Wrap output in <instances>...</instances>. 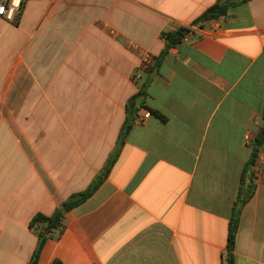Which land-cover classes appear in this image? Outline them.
Segmentation results:
<instances>
[{
  "label": "crops",
  "instance_id": "0c3cea01",
  "mask_svg": "<svg viewBox=\"0 0 264 264\" xmlns=\"http://www.w3.org/2000/svg\"><path fill=\"white\" fill-rule=\"evenodd\" d=\"M219 1L30 0L16 21L0 17V264H29L33 218L103 172L145 58L154 64L163 34L181 27L191 32L147 87L165 119L139 111L110 173L38 264H222L263 124L264 0H228L227 17L193 25ZM253 171L235 264H264V145Z\"/></svg>",
  "mask_w": 264,
  "mask_h": 264
},
{
  "label": "trees",
  "instance_id": "16d2710c",
  "mask_svg": "<svg viewBox=\"0 0 264 264\" xmlns=\"http://www.w3.org/2000/svg\"><path fill=\"white\" fill-rule=\"evenodd\" d=\"M235 5L228 0H220L215 6L209 8L205 11L194 23L193 25H203L207 22L217 20L220 18H225L229 15L230 10ZM191 32L190 28L181 27L172 32H166L163 34V38L166 39L167 45L163 53L155 59L154 64L151 67L145 69L144 73L147 75V79L142 85L140 91L131 97L127 103V117L126 121L121 130L118 146L116 151L111 155L107 166L104 168L103 172L94 180L91 186L84 192L75 194L71 196L67 201H65L55 212L54 215L47 217L42 214L36 215L31 221V228L36 229L39 233V243L37 249L33 255V258L29 264H38L41 251L47 242L48 239L53 238V233L55 230H58L61 234L64 231L65 225L63 220L65 215L76 208L77 206L84 203L89 199L95 191L102 184L103 180L108 176L112 167L116 163L117 158L119 157L120 150L124 145L127 136L132 130L133 126L137 122L138 113L142 109H146L151 112L152 115L157 117H165L158 111L149 108L146 105L147 98V87L150 83V78L154 73H157L163 59L168 55L171 48H174L180 45ZM264 145V113H263V124L259 128L258 134L253 141V152L250 160L246 164L242 176L240 188L237 194V198L233 207V214L229 224V233H228V242L227 247L222 255V264H235L234 249L236 243V237L239 229L240 216L243 207L252 199L255 192V175L253 168L257 164L259 159L261 147ZM40 224H43L40 226ZM49 230L48 233L46 231Z\"/></svg>",
  "mask_w": 264,
  "mask_h": 264
},
{
  "label": "built area",
  "instance_id": "2783aa9c",
  "mask_svg": "<svg viewBox=\"0 0 264 264\" xmlns=\"http://www.w3.org/2000/svg\"><path fill=\"white\" fill-rule=\"evenodd\" d=\"M28 1L30 0H0V7L4 9V11L0 13V17L16 21V19H19ZM152 65L153 59L150 56H147L144 61V68L146 69ZM150 116L151 113L147 112L144 120L148 119ZM141 122H143V120H141Z\"/></svg>",
  "mask_w": 264,
  "mask_h": 264
},
{
  "label": "snow or ice",
  "instance_id": "6c2138e0",
  "mask_svg": "<svg viewBox=\"0 0 264 264\" xmlns=\"http://www.w3.org/2000/svg\"><path fill=\"white\" fill-rule=\"evenodd\" d=\"M4 11V9L2 7H0V13H2Z\"/></svg>",
  "mask_w": 264,
  "mask_h": 264
},
{
  "label": "water",
  "instance_id": "95a60500",
  "mask_svg": "<svg viewBox=\"0 0 264 264\" xmlns=\"http://www.w3.org/2000/svg\"><path fill=\"white\" fill-rule=\"evenodd\" d=\"M46 233H48V231Z\"/></svg>",
  "mask_w": 264,
  "mask_h": 264
}]
</instances>
